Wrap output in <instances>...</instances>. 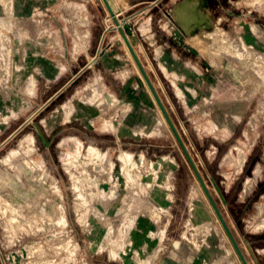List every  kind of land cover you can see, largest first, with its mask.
I'll return each instance as SVG.
<instances>
[{
    "label": "rangeland",
    "instance_id": "rangeland-1",
    "mask_svg": "<svg viewBox=\"0 0 264 264\" xmlns=\"http://www.w3.org/2000/svg\"><path fill=\"white\" fill-rule=\"evenodd\" d=\"M108 4L264 264V0ZM128 50L103 0H0V264H242Z\"/></svg>",
    "mask_w": 264,
    "mask_h": 264
},
{
    "label": "water",
    "instance_id": "water-1",
    "mask_svg": "<svg viewBox=\"0 0 264 264\" xmlns=\"http://www.w3.org/2000/svg\"><path fill=\"white\" fill-rule=\"evenodd\" d=\"M103 3L105 4V6L107 7L110 15L113 17L115 23L117 24V26L119 28V31H120V34L123 37V39L125 40L128 48H129V50L131 52V55H132V57H133V59L135 61V64H136L138 70L140 71V73H141V75H142L147 87L149 88V90H150V92H151V94H152V96H153V98L155 100V102L157 103L158 107L160 108V110H161V112H162V114H163V116H164V118H165V120H166V122H167V124L169 126V129H170L173 137L175 138V140L179 144L181 150L183 151V153H184V155H185V157H186L191 169L193 170V172H194V174H195V176L197 178L198 183L201 186V189L203 190L207 200L209 201L211 207L213 208V210H214V212H215V214H216L221 226L223 227L228 239L230 240V242H231V244H232V246H233V248H234V250H235V252H236V254H237L238 258H239V260H240V262L242 264H249L247 262L245 256H244L242 250L240 249L237 241L235 240V237L233 236V233L231 232V229L229 228V226H228L223 214L221 213L217 203L215 202V200H214L213 196L211 195L210 191L208 190V188H207V186H206V184H205V182H204V180H203V178H202V176H201V174L199 172V169L197 168V166H196L195 162L193 161L189 151L187 150V147H186L185 143L183 142V140L181 138V135L177 131V129H176V127H175V125H174V123H173V121H172V119H171V117H170L165 105L163 104L159 94L157 93V90L155 89L153 83L149 79V76L147 75V73H146V71H145V69H144L139 57L135 53V51L133 49V46L129 42V40L127 38V35L121 29L119 23L117 22V20L115 18V14L112 12L107 0H103Z\"/></svg>",
    "mask_w": 264,
    "mask_h": 264
},
{
    "label": "bare ground",
    "instance_id": "bare-ground-1",
    "mask_svg": "<svg viewBox=\"0 0 264 264\" xmlns=\"http://www.w3.org/2000/svg\"><path fill=\"white\" fill-rule=\"evenodd\" d=\"M192 1H194V0H192ZM196 1V0H195ZM107 2L109 3H113L114 2V0H107ZM194 3V2H193ZM186 4V3H185ZM187 4H189V3H187ZM183 5H184V3H181V5L180 6H182L183 7ZM190 6V5H189ZM192 7V6H191ZM187 8H188V6H187ZM189 10V9H188ZM187 13H189V11H187ZM192 14V13H191ZM202 14V13H201ZM194 15V14H193ZM196 15V14H195ZM177 16V15H176ZM201 16V15H200ZM178 17V16H177ZM184 18V17H183ZM183 18H182V20H183ZM195 18V17H194ZM203 18V17H202ZM204 19V18H203ZM202 19V20H203ZM191 20H194V19H191ZM200 20V19H199ZM183 24H185L184 22H183ZM204 32V31H203ZM206 33V32H205ZM204 33V34H205ZM207 34V33H206ZM129 51V50H128ZM129 53V52H128ZM130 56V55H129ZM139 75L141 76V78H142V80L144 81V79H143V77H142V75H141V73H140V71H139ZM144 83H145V81H144ZM144 85V84H143ZM145 85H146V83H145ZM146 90H148V92H149V94H150V98H152L153 99V101H154V103L156 104V107H157V109H158V111H159V113H160V115H161V117H162V119H163V121L165 122V124L168 126V124H167V122H166V120H165V118H164V116H163V114H162V112H161V110H160V108L158 107V105H157V103L155 102V100H154V98H153V96H152V94H151V92H150V90H149V88L147 87V85H146ZM181 91V90H180ZM168 128H169V126H168ZM257 174H259V170H257V172H256V175ZM196 194V193H195Z\"/></svg>",
    "mask_w": 264,
    "mask_h": 264
},
{
    "label": "built area",
    "instance_id": "built-area-1",
    "mask_svg": "<svg viewBox=\"0 0 264 264\" xmlns=\"http://www.w3.org/2000/svg\"><path fill=\"white\" fill-rule=\"evenodd\" d=\"M134 46H135V47H137V49H138V50H141V49H142V47H141V44H140V43H139V44H135Z\"/></svg>",
    "mask_w": 264,
    "mask_h": 264
},
{
    "label": "crops",
    "instance_id": "crops-1",
    "mask_svg": "<svg viewBox=\"0 0 264 264\" xmlns=\"http://www.w3.org/2000/svg\"><path fill=\"white\" fill-rule=\"evenodd\" d=\"M140 230V229H139Z\"/></svg>",
    "mask_w": 264,
    "mask_h": 264
}]
</instances>
